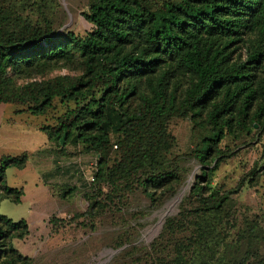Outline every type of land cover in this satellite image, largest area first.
I'll return each instance as SVG.
<instances>
[{
  "label": "rangeland",
  "instance_id": "rangeland-1",
  "mask_svg": "<svg viewBox=\"0 0 264 264\" xmlns=\"http://www.w3.org/2000/svg\"><path fill=\"white\" fill-rule=\"evenodd\" d=\"M92 1L0 0V25L35 41L83 36L91 24L82 13ZM179 1L139 0L151 11ZM244 43L261 51L251 68L249 109L241 119L239 97L217 120L223 137L202 161L196 153L211 134L208 112L221 91L195 106L186 98L193 76L181 69L169 72L157 118L145 113L139 95L151 91L141 79L122 105L136 122L110 133L100 148L74 141L75 131L69 137L58 131L82 98L53 97L36 115L28 110L36 101L0 103V157L26 156L23 167L3 174L7 186L22 190L19 202L0 196V215L26 222L25 234L9 232L14 237L6 239L24 259L0 252V264H264V36L252 31L229 44V62L245 59ZM65 46L59 57L13 62L12 82L80 76L83 56L72 42Z\"/></svg>",
  "mask_w": 264,
  "mask_h": 264
},
{
  "label": "trees",
  "instance_id": "trees-1",
  "mask_svg": "<svg viewBox=\"0 0 264 264\" xmlns=\"http://www.w3.org/2000/svg\"><path fill=\"white\" fill-rule=\"evenodd\" d=\"M82 15L91 24L83 36L66 32L35 41L23 33H8L0 25V103L36 101L28 108L36 115L49 107L53 97L65 101L82 98L85 103L68 113L73 116L61 122L58 131L65 137L75 131L74 141L100 148L110 133L130 130L136 122L122 105L128 96L137 93L141 79L148 81L151 91L150 97L139 95L145 113L154 118L163 113L169 72L177 68L193 76L186 98L191 97L195 106H204L221 91L208 112L213 127L200 153H196L199 160L223 137L224 125L216 126L217 120L224 119L239 97L238 112L241 119L245 118L252 99L251 68L260 60L261 51L258 46L244 43L245 59L229 62L224 49L248 32L255 31L258 38L264 36V0H180L164 3L157 11L149 10L139 0H93ZM68 42L83 56L80 76L22 85L12 82L18 72L13 62L31 65L38 59L62 56ZM97 87L98 97L93 91ZM260 91L264 98V86ZM87 129L94 131L86 133ZM25 160L24 154L0 157V189L4 193L0 196L15 203L22 190L7 186L3 174L9 166L23 167ZM13 231L25 234V220L12 221L0 215V252L9 251L15 259L23 260L6 241L14 237L9 234Z\"/></svg>",
  "mask_w": 264,
  "mask_h": 264
},
{
  "label": "water",
  "instance_id": "water-1",
  "mask_svg": "<svg viewBox=\"0 0 264 264\" xmlns=\"http://www.w3.org/2000/svg\"><path fill=\"white\" fill-rule=\"evenodd\" d=\"M59 142H60V143L63 142V136L59 139Z\"/></svg>",
  "mask_w": 264,
  "mask_h": 264
}]
</instances>
